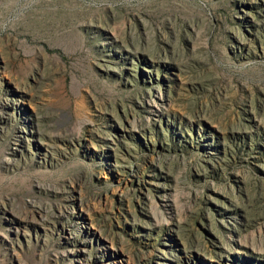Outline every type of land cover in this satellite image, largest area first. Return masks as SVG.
<instances>
[{
	"label": "rangeland",
	"instance_id": "rangeland-1",
	"mask_svg": "<svg viewBox=\"0 0 264 264\" xmlns=\"http://www.w3.org/2000/svg\"><path fill=\"white\" fill-rule=\"evenodd\" d=\"M0 264H264V0H0Z\"/></svg>",
	"mask_w": 264,
	"mask_h": 264
}]
</instances>
